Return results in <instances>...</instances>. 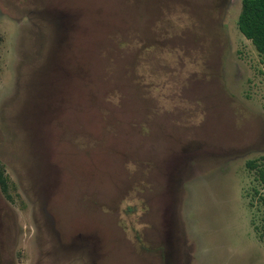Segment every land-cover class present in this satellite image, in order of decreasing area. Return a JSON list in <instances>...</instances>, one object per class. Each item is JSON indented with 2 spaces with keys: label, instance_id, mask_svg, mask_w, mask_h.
<instances>
[{
  "label": "rangeland",
  "instance_id": "374dc122",
  "mask_svg": "<svg viewBox=\"0 0 264 264\" xmlns=\"http://www.w3.org/2000/svg\"><path fill=\"white\" fill-rule=\"evenodd\" d=\"M242 3L0 0V264H264Z\"/></svg>",
  "mask_w": 264,
  "mask_h": 264
},
{
  "label": "trees",
  "instance_id": "16d2710c",
  "mask_svg": "<svg viewBox=\"0 0 264 264\" xmlns=\"http://www.w3.org/2000/svg\"><path fill=\"white\" fill-rule=\"evenodd\" d=\"M242 35L252 42L257 52L264 57V0H243L238 20ZM254 167V164H251ZM0 182L5 188L6 180L0 173Z\"/></svg>",
  "mask_w": 264,
  "mask_h": 264
},
{
  "label": "flooded vegetation",
  "instance_id": "af4514ba",
  "mask_svg": "<svg viewBox=\"0 0 264 264\" xmlns=\"http://www.w3.org/2000/svg\"><path fill=\"white\" fill-rule=\"evenodd\" d=\"M91 258H95V253H90Z\"/></svg>",
  "mask_w": 264,
  "mask_h": 264
}]
</instances>
